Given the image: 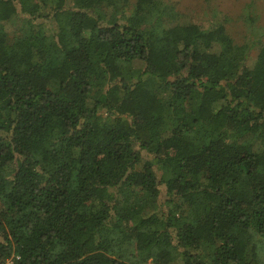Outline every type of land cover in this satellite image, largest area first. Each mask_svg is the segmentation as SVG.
Segmentation results:
<instances>
[{
  "label": "trees",
  "instance_id": "16d2710c",
  "mask_svg": "<svg viewBox=\"0 0 264 264\" xmlns=\"http://www.w3.org/2000/svg\"><path fill=\"white\" fill-rule=\"evenodd\" d=\"M222 16L0 0V263L264 264V41Z\"/></svg>",
  "mask_w": 264,
  "mask_h": 264
},
{
  "label": "rangeland",
  "instance_id": "374dc122",
  "mask_svg": "<svg viewBox=\"0 0 264 264\" xmlns=\"http://www.w3.org/2000/svg\"><path fill=\"white\" fill-rule=\"evenodd\" d=\"M134 1V0H133ZM174 4L182 18L196 22L203 27L211 26L217 14H223L228 31L238 43L247 41L249 38L260 37L264 41V0H165ZM50 7L45 9L48 12ZM220 12V13H218ZM216 13V14H215ZM227 18V20H225ZM19 18L5 23L6 30L14 33L10 36L22 35L27 29V24ZM257 49L251 53L255 58Z\"/></svg>",
  "mask_w": 264,
  "mask_h": 264
},
{
  "label": "built area",
  "instance_id": "2783aa9c",
  "mask_svg": "<svg viewBox=\"0 0 264 264\" xmlns=\"http://www.w3.org/2000/svg\"><path fill=\"white\" fill-rule=\"evenodd\" d=\"M0 264H15V261L13 257H11V258H8L5 262L0 263Z\"/></svg>",
  "mask_w": 264,
  "mask_h": 264
}]
</instances>
